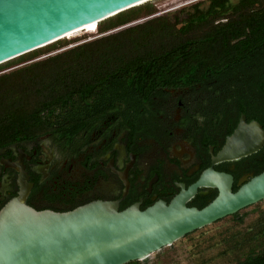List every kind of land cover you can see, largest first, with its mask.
Masks as SVG:
<instances>
[{"label": "flooded vegetation", "instance_id": "af4514ba", "mask_svg": "<svg viewBox=\"0 0 264 264\" xmlns=\"http://www.w3.org/2000/svg\"><path fill=\"white\" fill-rule=\"evenodd\" d=\"M241 52L233 49L221 69L210 66L204 81L155 90L138 109L131 102H113L110 108L81 114L75 131L76 121L70 118L60 132L2 146L0 210L18 195L17 168L27 176L25 204L36 211L65 213L94 201L114 202L119 212L179 201L200 211L219 195L217 186L204 184L210 173L230 178L235 194L264 172V143L248 155L220 159L242 118L264 133V49H253L244 58ZM263 203L222 219L242 221ZM263 251L264 246L236 264Z\"/></svg>", "mask_w": 264, "mask_h": 264}, {"label": "trees", "instance_id": "16d2710c", "mask_svg": "<svg viewBox=\"0 0 264 264\" xmlns=\"http://www.w3.org/2000/svg\"><path fill=\"white\" fill-rule=\"evenodd\" d=\"M155 13L144 3L87 27L96 26L93 40L32 61L71 42L58 40L1 64L0 71L30 61L0 73V148L60 132L70 118L75 131L81 114L113 102L138 109L159 88L204 81L233 49L240 58L264 49V0H207L176 15ZM241 264H264V251Z\"/></svg>", "mask_w": 264, "mask_h": 264}, {"label": "water", "instance_id": "95a60500", "mask_svg": "<svg viewBox=\"0 0 264 264\" xmlns=\"http://www.w3.org/2000/svg\"><path fill=\"white\" fill-rule=\"evenodd\" d=\"M151 0H0V65L65 38L86 25ZM264 143V133L241 119L220 159L248 155ZM19 172V192L0 210V264H127L146 259L196 229L264 199V172L235 194L230 178L210 173L204 184L218 197L198 211L182 201L119 212L117 204L94 201L70 212L36 211L25 204L27 176Z\"/></svg>", "mask_w": 264, "mask_h": 264}, {"label": "rangeland", "instance_id": "374dc122", "mask_svg": "<svg viewBox=\"0 0 264 264\" xmlns=\"http://www.w3.org/2000/svg\"><path fill=\"white\" fill-rule=\"evenodd\" d=\"M207 0H151L147 3L154 6L157 15L178 14L182 8H187L197 2ZM98 37L96 26L82 29L67 38L60 40L71 41L64 47L42 54L32 61L52 56L75 45ZM8 67L0 73L20 67ZM246 218L238 221L231 217L193 232L176 241L171 247H166L152 254L145 261L134 264H236L248 253H256L264 246V203L252 207ZM132 264V263H129Z\"/></svg>", "mask_w": 264, "mask_h": 264}, {"label": "bare ground", "instance_id": "6f19581e", "mask_svg": "<svg viewBox=\"0 0 264 264\" xmlns=\"http://www.w3.org/2000/svg\"><path fill=\"white\" fill-rule=\"evenodd\" d=\"M95 23H91V24H88V25H86L85 26V28H87V27H89V26H92V25H94ZM85 28H83V29H85ZM80 30H82V29H79V30H77V31H80ZM77 31H75V32H77ZM75 32H73V33H75ZM73 33H71V34H73ZM68 35H70V34H68ZM67 35V36H68ZM67 36L65 37V38H67Z\"/></svg>", "mask_w": 264, "mask_h": 264}]
</instances>
